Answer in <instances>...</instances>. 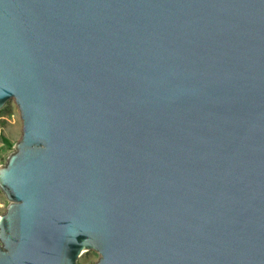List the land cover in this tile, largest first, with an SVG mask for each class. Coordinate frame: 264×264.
<instances>
[{
	"label": "water",
	"instance_id": "95a60500",
	"mask_svg": "<svg viewBox=\"0 0 264 264\" xmlns=\"http://www.w3.org/2000/svg\"><path fill=\"white\" fill-rule=\"evenodd\" d=\"M0 264H264V0H0Z\"/></svg>",
	"mask_w": 264,
	"mask_h": 264
},
{
	"label": "rangeland",
	"instance_id": "374dc122",
	"mask_svg": "<svg viewBox=\"0 0 264 264\" xmlns=\"http://www.w3.org/2000/svg\"><path fill=\"white\" fill-rule=\"evenodd\" d=\"M2 110L7 113L0 116V137L3 136L6 141L0 138V165H3L7 157L15 150V143L21 137L22 127L18 107L13 98L5 101L0 111ZM8 204L9 201L2 190H0V215L5 212Z\"/></svg>",
	"mask_w": 264,
	"mask_h": 264
},
{
	"label": "trees",
	"instance_id": "16d2710c",
	"mask_svg": "<svg viewBox=\"0 0 264 264\" xmlns=\"http://www.w3.org/2000/svg\"><path fill=\"white\" fill-rule=\"evenodd\" d=\"M6 113H7V112H5V111L2 110V111H0V116L5 115ZM0 138H1L3 141H6L5 138H4L3 136H1Z\"/></svg>",
	"mask_w": 264,
	"mask_h": 264
}]
</instances>
